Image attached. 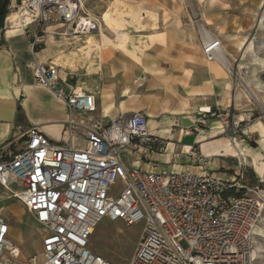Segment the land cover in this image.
I'll return each mask as SVG.
<instances>
[{"label":"built area","instance_id":"2783aa9c","mask_svg":"<svg viewBox=\"0 0 264 264\" xmlns=\"http://www.w3.org/2000/svg\"><path fill=\"white\" fill-rule=\"evenodd\" d=\"M8 7L6 32L12 26L8 16L17 13L24 29L20 34L32 32L28 66L36 84L63 100L69 116L66 141L30 126L23 149L0 160V185L46 231L43 260L34 255L23 261L0 214V264H114L89 249L93 231L105 219L143 223L127 264H254V234L264 203L249 194H258V187L245 185L243 172L237 179L219 177L208 167L210 157L192 147L185 151L192 157L185 171L163 174L133 167V162L164 149L149 130L146 113L120 114L109 121L86 119L83 114L96 110L95 96L77 90L72 76L62 78L58 66L38 58L47 34L74 38L100 32V20L85 9L83 0H10ZM33 25L35 30H29ZM54 25L63 30H49ZM209 37L206 31L201 35L207 59L222 60L220 41ZM224 65L240 77L229 61ZM234 111L231 106L207 112L218 119L230 141L241 133ZM118 181L122 189L115 195L112 188ZM232 191L244 194L237 197Z\"/></svg>","mask_w":264,"mask_h":264},{"label":"crops","instance_id":"0c3cea01","mask_svg":"<svg viewBox=\"0 0 264 264\" xmlns=\"http://www.w3.org/2000/svg\"><path fill=\"white\" fill-rule=\"evenodd\" d=\"M263 6L264 0H202L199 9L200 36L206 31L210 41H220L226 60L228 53L238 65L237 74L248 79L244 88L227 70L222 54L224 62L207 59L201 37L194 38L192 27H187L180 41H151L156 27H150L149 34H131L114 27L113 38L103 30L112 17L108 11L103 13L100 38L94 35L83 45L84 39H76L79 36L60 40L51 34L37 56L58 66L62 78L72 76L77 90L95 96L96 110L83 114L86 119L109 121L120 114L146 113L149 130L164 149L149 153L147 160L133 162V167L163 174L185 171L192 162L185 151L192 147L210 157L208 167L219 177L233 179L231 173L249 175L253 170L263 181L264 169L253 158L255 149L242 135L234 141L223 136L218 119L207 113L233 106L240 121L246 122L253 116L246 91L260 95L264 102L263 58L250 56L253 62H261L262 68L243 72L240 58L235 56L242 48L247 50L251 35L256 43L264 36V26L250 32L253 15ZM141 28L133 25V29ZM32 38V34L0 32V160L12 158L21 150L20 145L24 147V132L30 126H38L55 141L67 140L64 131L69 113L65 102L37 85L28 66L33 59ZM65 40L71 47L61 49ZM171 45L182 48L174 51ZM80 48L84 58L77 59L75 67L61 63V57H72ZM82 134L79 129L77 135Z\"/></svg>","mask_w":264,"mask_h":264},{"label":"rangeland","instance_id":"374dc122","mask_svg":"<svg viewBox=\"0 0 264 264\" xmlns=\"http://www.w3.org/2000/svg\"><path fill=\"white\" fill-rule=\"evenodd\" d=\"M201 2L202 0H83L85 9L99 20L102 19L104 12H110L112 15L110 22L104 23L103 25L104 32L109 36L114 38V34L116 33L114 27L125 29L131 32V34H149L150 27H156L158 29L155 31L154 36L149 39L151 41L161 42L171 39L180 41L185 37L188 26L194 29V38L199 40L201 37L198 31L200 23L197 21L200 16L199 9ZM154 11H156V13H153ZM9 12L10 9L8 7V13ZM253 17H255V19L252 21L253 23L250 27L251 34H254L258 27L264 26V6L257 10V14L253 15ZM6 19L7 16L3 27L0 29L3 35H5L6 32ZM133 25L142 28L133 29ZM59 27L58 25H54L50 27L49 30L58 28L59 31H62L63 29ZM29 30L34 31L35 25ZM31 33L32 32L28 34ZM48 35L51 34H47L46 36L48 37ZM95 36L100 38V32L95 33ZM58 38L60 39V36ZM81 38L82 37H77L76 39L81 41ZM248 40L249 45L247 50L242 48L241 51L239 53L237 52L235 55L240 58L239 68L243 72L249 69L257 70L262 68V66H260L261 62H253L252 58H250L252 55L258 54L263 58L262 63H264V36L258 38L257 43L254 42L255 40L252 35ZM59 41H56V44H60ZM65 41L66 43L60 47L61 49L71 47V45L68 44L69 41ZM88 41V39L84 40L83 45H88ZM172 47L174 51L176 48H182L180 45H178V47L176 45H171V48ZM227 58L229 59L230 65L238 70L237 63L234 62L233 58L229 56L228 53ZM233 77L243 88L247 86L245 81L248 79H245V77ZM245 99L252 103L253 116L246 122L240 121V135H242L243 140H246L248 144L255 149L256 154L253 158L257 164L264 169V102H262L260 95L253 94L249 91H246ZM254 124L257 125L254 126ZM249 126H251V130L247 131ZM19 148L23 149V146L20 145ZM231 176L234 177L233 179L238 178L237 174L231 173ZM243 181L245 185L251 188L258 187L259 196L254 192L249 194L261 197L264 203V176L262 181L253 170H250L249 175H247L246 172L244 173ZM121 189L122 183L118 181L113 186L112 193L118 195ZM0 214L7 219L11 227L10 237L20 247L21 259L27 262L32 256L36 255L37 260L39 262L42 261V241L43 237L46 235V231L25 206L18 199L10 197V192L1 185ZM142 227V222L128 225L124 221H111L105 219L96 227L91 235L89 249L114 264H127L133 255L135 244L141 234ZM182 245L186 247L185 242H182ZM254 249L256 251L254 264H264V209L255 230Z\"/></svg>","mask_w":264,"mask_h":264},{"label":"bare ground","instance_id":"6f19581e","mask_svg":"<svg viewBox=\"0 0 264 264\" xmlns=\"http://www.w3.org/2000/svg\"><path fill=\"white\" fill-rule=\"evenodd\" d=\"M8 23L12 24L11 27H8L7 32L10 33V36H14V35H18L20 33L24 32V29L21 28L19 26V19H18V15L15 12H12L9 16H8ZM101 27H102V19L100 20V31H101ZM95 34H87V35H83V36H79L82 37V39L86 40L91 38L92 36H94ZM9 36V35H8ZM82 47V46H81ZM223 53V52H222ZM221 53V54H222ZM223 58L225 61L226 60V55L222 54ZM83 59L84 58V53L81 51V48L78 50V53H76L75 55H73L72 57H61L60 61L63 65H65L66 67H75L76 65V61L77 59ZM56 61V60H55ZM58 62V61H57ZM61 65V64H60ZM96 229V228H95ZM95 231V230H94ZM93 231V232H94ZM93 234V233H92ZM253 257L254 259H256V251L254 250L253 253Z\"/></svg>","mask_w":264,"mask_h":264},{"label":"trees","instance_id":"16d2710c","mask_svg":"<svg viewBox=\"0 0 264 264\" xmlns=\"http://www.w3.org/2000/svg\"><path fill=\"white\" fill-rule=\"evenodd\" d=\"M3 1L4 0H0V7H1ZM8 5H9V2L7 3V6L5 7L4 12H3V16H2V19L0 22V29L3 27L5 18L8 14ZM263 79H264V74H263ZM232 194L237 196V197H241L244 194V191H240V192L232 191Z\"/></svg>","mask_w":264,"mask_h":264},{"label":"water","instance_id":"95a60500","mask_svg":"<svg viewBox=\"0 0 264 264\" xmlns=\"http://www.w3.org/2000/svg\"><path fill=\"white\" fill-rule=\"evenodd\" d=\"M10 0H4L1 7H0V22H1V19H2V16H3V12H4V9L5 7L7 6V3L9 2Z\"/></svg>","mask_w":264,"mask_h":264}]
</instances>
